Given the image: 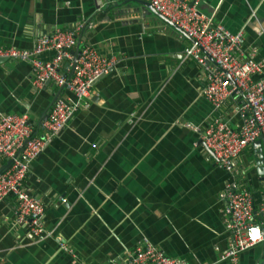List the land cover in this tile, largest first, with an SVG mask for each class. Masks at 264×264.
<instances>
[{
    "label": "crops",
    "instance_id": "1",
    "mask_svg": "<svg viewBox=\"0 0 264 264\" xmlns=\"http://www.w3.org/2000/svg\"><path fill=\"white\" fill-rule=\"evenodd\" d=\"M143 2L0 0V45L30 48L39 34L87 21L80 46L89 43L116 59L94 83L89 107L73 114L30 164L26 187L44 203L47 234L29 237L14 218L13 197L0 201V264H119L143 237L188 264L262 261L260 246L235 263L219 261L230 242L219 195L227 182L238 181L251 189L259 210L262 145H247L232 173L216 166L200 141L214 114L200 94L202 73L182 62L190 39ZM196 6L231 32L242 31L239 57L255 51L264 71V0H197ZM62 62L70 77L73 66ZM31 78L29 63L0 62V113L27 115L33 133L44 136L47 111L71 93L52 82L35 88ZM234 99H226L220 113L235 128ZM7 161L0 157V172Z\"/></svg>",
    "mask_w": 264,
    "mask_h": 264
},
{
    "label": "built area",
    "instance_id": "2",
    "mask_svg": "<svg viewBox=\"0 0 264 264\" xmlns=\"http://www.w3.org/2000/svg\"><path fill=\"white\" fill-rule=\"evenodd\" d=\"M153 9L174 23L192 40L182 52V62L191 61L202 73L200 94L207 99L214 114L200 132L203 147L211 153L216 166L227 173L235 169V162L243 149L261 140L264 152V71L263 63L255 58V51L246 59L239 57L242 31L231 32L214 20L213 15L201 12L197 0H146ZM89 22H77L67 29H55L49 34H39L30 48L0 45V58L25 61L32 67L31 82L43 88L52 82L71 93L58 98L40 123L44 136L33 133L32 124L25 114L0 113V157L9 161L0 172V201L9 196L15 200L14 218L26 225L29 237L47 234L43 227L44 203L26 187V176L31 162L44 145L56 135L69 118L80 109L89 107L94 94L93 85L109 73L116 64L114 56H103L89 43L80 46V33ZM78 46V54L74 49ZM54 51L50 60L39 55ZM73 66L67 77L62 71V61ZM257 76V78H254ZM235 98V111L240 124L232 127L220 113L226 99ZM199 132V127H193ZM224 203L223 213L228 247L219 261L235 263L238 256L254 246H260V264H264V204L255 211L254 195L244 184L229 181L219 195ZM59 247L73 252L61 240ZM86 264V263H81ZM119 264H188L180 257L167 255L143 237L133 250H126Z\"/></svg>",
    "mask_w": 264,
    "mask_h": 264
},
{
    "label": "water",
    "instance_id": "3",
    "mask_svg": "<svg viewBox=\"0 0 264 264\" xmlns=\"http://www.w3.org/2000/svg\"><path fill=\"white\" fill-rule=\"evenodd\" d=\"M147 7H149L152 11H154L153 7L150 5L149 2H143ZM161 19H164L165 21L169 22V20L162 16L161 14H159L158 12L154 11ZM172 23V22H171ZM174 27H176L178 29V31H180L183 35L187 36L180 28H178L174 23L172 24ZM188 37V36H187ZM190 39V41L192 40L190 37H188ZM75 54L77 55L78 54V46L76 47V50H75ZM6 59L4 58H0V62L4 61ZM112 69V68H111ZM49 83V80L46 82V85ZM48 113V111H47ZM47 113H46V116H47ZM45 116V118H46ZM44 118V119H45ZM257 145L258 144H261V140L258 139L256 140L255 142ZM264 155V152H261L260 156H263ZM9 164V161H7V165ZM258 171L260 172V174H262L264 176V165H261V167H259Z\"/></svg>",
    "mask_w": 264,
    "mask_h": 264
}]
</instances>
